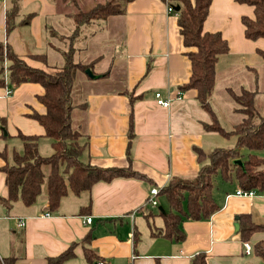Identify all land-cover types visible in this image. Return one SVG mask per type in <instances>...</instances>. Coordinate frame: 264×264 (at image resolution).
I'll list each match as a JSON object with an SVG mask.
<instances>
[{
    "label": "crops",
    "instance_id": "obj_1",
    "mask_svg": "<svg viewBox=\"0 0 264 264\" xmlns=\"http://www.w3.org/2000/svg\"><path fill=\"white\" fill-rule=\"evenodd\" d=\"M11 1L0 0V43L8 45L29 66L56 71L62 66L66 47L63 41L71 27L66 7L53 0H19L14 28L7 33L5 14ZM168 5L174 12L166 11ZM175 7L176 0H132L119 20L103 23L99 33L106 32L110 22L120 27L122 53L111 57L107 70L96 66L103 61L98 56L101 59L93 68L97 78L84 74L80 82L88 89L80 99L78 92L74 95V105L86 104L85 109L77 107L72 116L82 135L80 142L86 144L80 160L104 169L130 166L143 179L97 183L89 193L62 197L58 208L48 213L44 194L30 207L19 201L9 206L5 202V174L0 170V259L12 257L15 264H46L47 258L72 246L73 258L61 264H191L200 252L205 254L207 264H264L254 249L245 252L239 232L242 215L264 225V188L241 197L236 195V182L216 177L212 197L218 210L209 219L184 220L181 227L185 237L181 242L150 235L151 229L163 225L150 218L159 216V207L167 210L168 206L158 195V208L150 209L146 204L149 190L161 189L173 177L195 176L199 170L195 149L210 152L230 148L237 139L205 131L211 118L196 101V92L180 89L189 80L190 63L177 27ZM242 17L253 18L251 6L235 0H212L203 24L204 32H218L228 44V52L216 62L210 98L212 112L226 132L242 119L238 106L232 107L227 100L224 106L220 103L223 95L233 101L232 93L248 90L257 92L256 103L264 99V61L258 55V50L264 51V39L247 40ZM30 54L46 55V63L29 58ZM50 57L57 61L52 63ZM118 69L123 72L120 86L111 81ZM5 73V85H0V150L8 151V140H14L20 152L18 134L44 137L43 128L31 117L33 113H44L37 100L43 90L34 83L13 88ZM156 92L169 100L167 108L156 105ZM127 93L139 99L131 105ZM262 103L263 107L264 100ZM227 109L239 117L228 119ZM130 113L134 140L127 158ZM9 157L11 151L7 160L0 157V169L9 164ZM207 163L208 159L204 160ZM89 201L90 210L82 212ZM86 217L92 218L90 223H84ZM20 219L23 227H18ZM88 232L97 256L92 263L84 259L81 243ZM245 242L253 248L264 242V233H254Z\"/></svg>",
    "mask_w": 264,
    "mask_h": 264
},
{
    "label": "trees",
    "instance_id": "obj_2",
    "mask_svg": "<svg viewBox=\"0 0 264 264\" xmlns=\"http://www.w3.org/2000/svg\"><path fill=\"white\" fill-rule=\"evenodd\" d=\"M66 7V16L71 22L68 35L65 36V48L62 51V66L54 72H47L29 66L17 56L8 45L0 43V85L4 86V64L7 70L8 84L15 88L23 83H34L42 87V94L37 96L43 106L44 113H33L31 117L38 122L48 137L52 153L43 156L38 150V140L35 135L17 136L21 140V151L11 150V163L5 164L0 170L5 174L7 198L5 202H21L23 206H32L41 194L45 195L46 211L54 212L62 197L89 193L97 183H110L118 178L143 179V176L127 168H99L80 160L86 144L80 142L82 135L74 127L73 111L86 108V104L74 105L75 86L78 73L85 74L93 68L101 57L89 63L75 62L76 45L87 42L98 31L103 29V22L111 17L123 16L126 6L132 0L93 1L90 8H80L78 0H53ZM212 0H176V23L190 63V77L180 89L194 90L196 101L211 118V124L205 125L204 130L216 132L224 138L234 135L236 143L230 148H215L210 152L195 149L199 170L195 176L173 177L159 189L158 195L163 197L168 209L157 214L162 218L163 225L157 230L151 229V236H159L168 240L181 242L184 232L181 224L184 220L200 221L218 210L213 200L212 189L214 179L219 177L224 182H236L243 191L261 192L264 188V105L259 111L256 103L257 92L242 90L232 93L233 102L238 106L237 111L243 116L242 120L226 132L221 128L210 107V98L214 89L215 65L218 57L228 52V44L220 33L203 31V24L208 15ZM247 4L253 9V18L242 17L244 37L255 41L264 39V0H235ZM69 8L74 9L68 10ZM19 10V0H12L5 14V29L10 32L14 28L15 17ZM93 27V28H92ZM82 37V38H81ZM81 38V39H80ZM82 50V47H80ZM258 55L264 61V51L258 50ZM29 58L46 63V55L30 54ZM149 72L147 68L145 74ZM107 75V74H106ZM106 75L101 78L106 77ZM125 91L120 92L123 94ZM132 105L139 97L127 93ZM134 140L132 132V114L129 115L127 131L126 156ZM242 150H246L244 155ZM0 157L7 160L6 148L0 150ZM208 163L204 164V160ZM241 161V164L235 161ZM44 188V192L42 190ZM90 201L82 208V212L90 210ZM163 210V209H162ZM47 213V212H46ZM240 237L248 241L254 233H264V225L253 223L248 216H240ZM92 235L88 232L82 239L84 259L92 263L97 256L91 249ZM252 249L264 259V242L257 243ZM73 247L53 258H47L46 264H61L73 258ZM12 257L0 259V264H15ZM155 264H158L157 262ZM191 264H207L206 256L200 252L195 255Z\"/></svg>",
    "mask_w": 264,
    "mask_h": 264
},
{
    "label": "rangeland",
    "instance_id": "obj_3",
    "mask_svg": "<svg viewBox=\"0 0 264 264\" xmlns=\"http://www.w3.org/2000/svg\"><path fill=\"white\" fill-rule=\"evenodd\" d=\"M78 1L80 4V8L83 10H86V9L90 8V6L93 4L94 0H78ZM97 1L100 3V2H104L105 0H97ZM68 10L74 11V9H71V8H69ZM110 19H114L117 21L120 19V16L111 17ZM103 23H106V21ZM70 24H71V22H70ZM119 28L120 27L118 25L114 26V23L110 22L108 30L106 32H100V33L98 32L95 35V38L93 40H90L89 42H85V43H83V42L81 43V40H79L77 45H76V54H75L73 60L75 62L86 63V62L92 61L93 59L97 58L98 56H102L103 57L102 63L99 62L96 66L98 68H101L102 70H107L109 67L111 57L114 55H115V57L119 56L122 53L121 44H122L123 39L118 34V32H120ZM80 47H82V50L80 49ZM50 61L53 63V62H56L57 59L54 57H50ZM61 62H63V61H61ZM5 72H7V70L5 69V64H4V74L6 75ZM78 75H79V78L77 79L75 89H76V93L78 92V99H80V98L84 97L85 90H87L88 88L83 83V81L80 82L81 79H84L83 78V77H85L84 74L80 72V73H78ZM122 79H123V72L120 69H118L117 77L115 79L114 78L111 79V81L115 82L117 86H120ZM238 93L239 92H237L236 94H238ZM222 100L223 101H220V103L223 106L225 105L226 100H227V102H229L232 105V107H237V105L233 101H231L230 97H226L225 95H223ZM263 100L264 99H262V100L257 99V106H258L257 108L259 111L262 108ZM226 112H228V113H226V115H229L228 119H230V120H234L235 118L239 117L237 114H235V112L230 113V110H228V109ZM241 119H242V115H241ZM74 127H76V125ZM50 142H51V140L48 137L44 136V137L39 138L38 150H39V153L41 155L48 156L52 153V149L50 147ZM7 144H8V148H7L8 154L10 153L12 148H15V149L18 148L16 146V141H14V140H8ZM242 153L244 155H246L247 151L242 150ZM260 153L262 156H264V151L260 152ZM9 159H10V157H9ZM81 161H83V159ZM9 163H11V160L9 161ZM43 192H44V188L42 190V193ZM154 213H155V211H154ZM152 220L159 221V222L162 221L161 217H159L157 215L150 218V221H152Z\"/></svg>",
    "mask_w": 264,
    "mask_h": 264
},
{
    "label": "built area",
    "instance_id": "obj_4",
    "mask_svg": "<svg viewBox=\"0 0 264 264\" xmlns=\"http://www.w3.org/2000/svg\"><path fill=\"white\" fill-rule=\"evenodd\" d=\"M166 11L168 13H172L174 12V9L172 6H167L166 7ZM6 82V81H5ZM11 90L9 89V91L7 90V93H10ZM155 103L157 106L159 107H163V108H167L169 106V100H164L161 97V94L159 92L155 93ZM158 189L156 187H153L149 190L148 192V199H147V205L150 209H157L158 208V202H157V197H158ZM254 194L253 191H243L241 189H239L236 192L237 196H252ZM44 215H48L47 213H45ZM91 217H86L84 220V223H90L91 222ZM24 226V221L22 219H20V221L18 222V227H23ZM243 247L245 249V252L248 254L252 251V246L248 243V242H244L243 243Z\"/></svg>",
    "mask_w": 264,
    "mask_h": 264
},
{
    "label": "water",
    "instance_id": "obj_5",
    "mask_svg": "<svg viewBox=\"0 0 264 264\" xmlns=\"http://www.w3.org/2000/svg\"><path fill=\"white\" fill-rule=\"evenodd\" d=\"M177 10H178V7H175V11H177ZM85 74H86L90 79H96V78H97V77L94 76L89 70L85 71ZM235 163H237V164L240 165V164H241V161L238 160V161H235ZM158 210H159L160 212H163V213H164V210H162L161 207H159ZM236 226H237V225H236Z\"/></svg>",
    "mask_w": 264,
    "mask_h": 264
}]
</instances>
